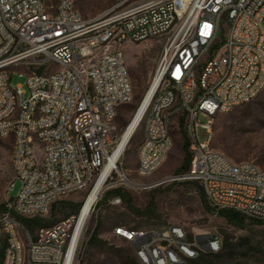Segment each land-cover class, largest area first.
<instances>
[{"label":"built area","instance_id":"2783aa9c","mask_svg":"<svg viewBox=\"0 0 264 264\" xmlns=\"http://www.w3.org/2000/svg\"><path fill=\"white\" fill-rule=\"evenodd\" d=\"M164 40L133 115L145 105L136 130L144 127L138 174L149 176L164 164L175 125L184 121L191 165L160 182L199 184L216 211L264 221V170L211 147L217 115L264 90V0H119L93 19L76 0H0V137L14 143L10 191L21 183L0 214L3 264H81L97 204L86 222L81 207L34 236L21 218L45 217L54 203L90 192L103 176L100 195L118 181L133 184L119 152L133 118L124 131L117 123L135 92L125 45ZM15 66L28 69V90L13 85ZM200 127L208 142L200 140ZM122 201L116 196L112 203ZM114 234L132 244L135 264H197L202 252L222 248L215 235L203 246L190 240L182 225H120Z\"/></svg>","mask_w":264,"mask_h":264},{"label":"rangeland","instance_id":"374dc122","mask_svg":"<svg viewBox=\"0 0 264 264\" xmlns=\"http://www.w3.org/2000/svg\"><path fill=\"white\" fill-rule=\"evenodd\" d=\"M118 2L119 0H76V5L85 18L93 19ZM164 43L165 40L151 45H125L135 92L133 101L123 106L119 112L117 123L123 131L150 88ZM26 71L28 69L23 66L13 68L14 86L24 85L28 90ZM201 120L205 122L208 118L202 117ZM212 130L213 149L226 154L235 162L253 161L264 170V90L251 102L217 115ZM173 137L174 145L164 164L153 174L141 176L137 167L139 149L144 140V127L138 129L123 157L127 176L136 185L118 181L115 187L100 195L96 210L88 221L82 264H132L130 257L135 256V251L129 241L114 234L118 225L129 228L182 225L189 239L198 241L201 246L206 243L209 235L220 237L222 244L228 239L230 251L227 258H212L215 264H264V222L244 218L242 223L233 224L207 203L199 184L160 182L165 176L184 169V145L189 142L184 126L175 125ZM199 137L202 142L210 140L209 132L202 127L199 128ZM13 148L12 137H0V205L11 202L21 186L20 181H16L15 188L10 191L15 176ZM116 189H121L130 197L135 210H131L124 199L121 204L112 203L120 195L107 193ZM88 194L89 191H81L63 198V201L69 203L67 206L56 202L43 217L45 224L78 213ZM37 230L31 234L34 236ZM95 232H98L99 240L96 244H91L89 240ZM205 254L210 252H202L201 255Z\"/></svg>","mask_w":264,"mask_h":264},{"label":"trees","instance_id":"16d2710c","mask_svg":"<svg viewBox=\"0 0 264 264\" xmlns=\"http://www.w3.org/2000/svg\"><path fill=\"white\" fill-rule=\"evenodd\" d=\"M183 125H184V121L181 122L182 127H183ZM189 147H190V143L187 141L184 145V150H185V154H186L185 158H184V162H183L184 169H188L191 165L192 154L189 151ZM202 193L204 195L203 189H202ZM111 194L120 195L122 197V199H124L127 206L131 210H135L134 207L132 206V200L121 189H116V190H113V191H110L107 193V195H111ZM204 197H205V195H204ZM57 202L63 204V206H67V204H69L63 200H59ZM56 205H55V207H56ZM5 209H6V205H0V211H4ZM139 212H142V211H139ZM218 213L221 216L225 217L229 222H231L233 224H240V223H242V221L244 219V217L242 215H240L238 212L233 211V210H222V211H219ZM21 220L26 224V226L29 228V230L31 232H34L36 229H38L44 225H47V224H45L43 217L21 218ZM255 221L256 222H264V221H258V220H255ZM118 226H120V225H118ZM98 240H99L98 239V232H95L92 235V237L90 238L89 242L91 244H96ZM5 248L6 247H4V249L0 251V264H3V262H4ZM226 251H227V253H226ZM229 251H230V248L228 246V239H225L224 243L222 244L221 253L217 252V254L210 253V254L201 255L198 259H196V263L197 264H215L214 260L212 258L226 257V256H228ZM130 260H131L132 264L136 263L134 257H130ZM81 264H82V262H81Z\"/></svg>","mask_w":264,"mask_h":264},{"label":"bare ground","instance_id":"6f19581e","mask_svg":"<svg viewBox=\"0 0 264 264\" xmlns=\"http://www.w3.org/2000/svg\"><path fill=\"white\" fill-rule=\"evenodd\" d=\"M153 90H151L150 93H152ZM145 107V105H144ZM144 107H142V109L140 110V112L134 116L133 120H132V124L129 126V128H127L124 133H123V138H122V142L119 148V152L120 153H125L128 146L131 143V140L133 138V136L136 133L137 128L140 125L142 116H143V109ZM104 182H105V177L103 176L95 185V187L89 192L88 196L85 199L84 204L82 205L83 211L81 214V221L84 223L86 222V220L89 218V216L91 215V212L94 208V206L97 204L99 198H100V194L104 188ZM133 184L136 185V183L133 181Z\"/></svg>","mask_w":264,"mask_h":264}]
</instances>
